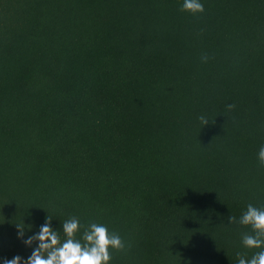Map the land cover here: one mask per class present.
Segmentation results:
<instances>
[{"label": "trees", "instance_id": "obj_1", "mask_svg": "<svg viewBox=\"0 0 264 264\" xmlns=\"http://www.w3.org/2000/svg\"><path fill=\"white\" fill-rule=\"evenodd\" d=\"M182 2L0 0V257L46 216L106 224L110 264L259 251L228 217L264 207V0Z\"/></svg>", "mask_w": 264, "mask_h": 264}, {"label": "clouds", "instance_id": "obj_2", "mask_svg": "<svg viewBox=\"0 0 264 264\" xmlns=\"http://www.w3.org/2000/svg\"><path fill=\"white\" fill-rule=\"evenodd\" d=\"M181 8L193 14L204 12L202 0H183ZM199 119L208 123L203 116ZM257 158L264 165V145L259 148ZM52 221L46 216L38 231H31L35 225H30L27 235L17 226V238L31 248V254L26 258L20 255L11 259L0 257V264H110L111 250L126 247L123 238L104 223L89 221L85 224L76 216L60 222L59 227H54ZM228 221L248 226L251 232L242 236V243L247 248L259 249L250 258L240 256L237 264H264V207L248 204L238 219L230 215Z\"/></svg>", "mask_w": 264, "mask_h": 264}]
</instances>
